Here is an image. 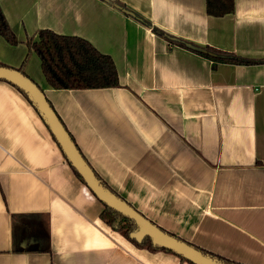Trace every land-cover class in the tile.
Segmentation results:
<instances>
[{"label": "crops", "instance_id": "1", "mask_svg": "<svg viewBox=\"0 0 264 264\" xmlns=\"http://www.w3.org/2000/svg\"><path fill=\"white\" fill-rule=\"evenodd\" d=\"M0 8L18 41L0 37L4 67L19 69L26 40L45 29L113 60L119 87L105 89H51L34 53L23 68L111 190L187 244L264 264V0H233L223 17L209 16L206 0H0ZM153 29L261 62L213 69ZM102 210L31 103L0 80V264H189L137 248L100 220ZM12 216H25L15 234Z\"/></svg>", "mask_w": 264, "mask_h": 264}, {"label": "trees", "instance_id": "2", "mask_svg": "<svg viewBox=\"0 0 264 264\" xmlns=\"http://www.w3.org/2000/svg\"><path fill=\"white\" fill-rule=\"evenodd\" d=\"M116 6L123 10L122 12L125 15L133 17L141 22L139 18H137L131 12L127 11L122 5L117 4ZM232 11L233 0H206V13L209 16L223 17L227 14L232 13ZM152 31L156 35L165 38L169 43H172L173 45L179 46L180 48L193 52L209 60L210 62H212L213 69H215L220 64L247 66L255 65L261 62L247 60L235 55L234 53L223 52L208 46L200 47L188 41H184L182 39L167 35L165 32L159 29H153ZM36 36V40H34L33 38H28L25 42V45L27 47V55L23 60L20 68L16 69L21 74L25 75L23 72V68L26 64V60L30 53H34L39 59L41 72L45 78L46 83L53 90H89L119 87L117 71L113 60L108 55L100 53L86 40L78 37L58 35L53 31L47 29L38 31ZM0 37H2L10 46H16L18 44L17 38L10 29L1 11V8ZM190 47L203 49L204 52L197 51ZM0 66L3 65L0 64ZM12 86L19 90L28 100L26 94L22 90L14 85ZM69 136L74 142L72 136L70 134ZM68 165L70 166L69 163ZM70 168L72 169L75 176L80 180V182L84 184L77 172L71 166ZM94 174L97 179L103 184V186L109 189L117 197L122 199L116 192L111 190L95 172ZM24 218L25 216H12L13 234L17 232L18 224L20 223V221H23ZM99 218L113 231L120 233L124 238L134 244L137 248L146 249L150 252L161 251L170 253L177 256L181 262L192 264L191 262L185 260L184 258L174 254L167 249L153 245L148 237L143 238L141 242H137L134 239L130 238V234L137 231L136 224L132 220L128 219L125 216H122L118 212L106 207L105 205H103V210L101 211ZM167 234L177 238L178 240H181L173 234ZM42 235L47 240V237L44 236V234ZM43 246L44 247L42 249H39V251H48L47 246ZM191 246L201 251L202 253L216 258L224 263L239 264L228 261L218 255L212 254L193 245Z\"/></svg>", "mask_w": 264, "mask_h": 264}, {"label": "water", "instance_id": "3", "mask_svg": "<svg viewBox=\"0 0 264 264\" xmlns=\"http://www.w3.org/2000/svg\"><path fill=\"white\" fill-rule=\"evenodd\" d=\"M117 8L119 7L117 6ZM190 48L204 52L203 49L197 47ZM0 80L16 86L26 94L29 102L37 111L61 149L66 161L77 172L89 192L101 204L127 217L136 224L137 231L131 233L130 238L141 242L143 238L148 237L153 245L167 249L192 264H228L206 255L191 245L162 231L127 202L103 186L72 141L42 91L31 79L16 69L0 66Z\"/></svg>", "mask_w": 264, "mask_h": 264}]
</instances>
